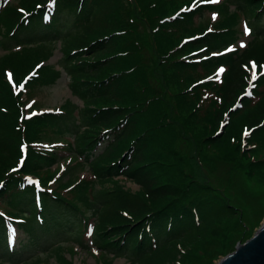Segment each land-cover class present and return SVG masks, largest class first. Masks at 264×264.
Listing matches in <instances>:
<instances>
[{
	"label": "trees",
	"instance_id": "obj_1",
	"mask_svg": "<svg viewBox=\"0 0 264 264\" xmlns=\"http://www.w3.org/2000/svg\"><path fill=\"white\" fill-rule=\"evenodd\" d=\"M49 1L0 0V44L4 38L19 46L3 45L0 55V203L6 204L0 209L26 233L25 250L51 244L57 251L70 238L85 245L83 235L90 233L103 258L213 264L248 239L264 217V72L252 95L243 93L250 62L258 69L264 63V26L244 48L222 50L235 43L240 15L264 16V0H238L229 14L221 3L211 24L194 18L215 5L176 13L186 0H52L54 12L43 22ZM56 42L57 65L82 106L75 116L67 101L59 113L26 117L27 98L6 71L18 82L49 59ZM59 75L45 63L26 81V91L49 86ZM243 128L248 135L241 136ZM58 134L64 139L59 150L34 145ZM20 143L27 145L21 162ZM63 151L111 187L100 197L95 190V199L91 180L50 188V167ZM230 166L239 181L220 184L224 176L217 170L232 177ZM27 174L38 177L39 189ZM35 191L43 202L41 221ZM82 205L92 208L90 216ZM5 216L0 211V247L18 258L24 249L5 251ZM56 262L74 264L60 253Z\"/></svg>",
	"mask_w": 264,
	"mask_h": 264
},
{
	"label": "rangeland",
	"instance_id": "obj_2",
	"mask_svg": "<svg viewBox=\"0 0 264 264\" xmlns=\"http://www.w3.org/2000/svg\"><path fill=\"white\" fill-rule=\"evenodd\" d=\"M186 1H190V0H186ZM192 1V0H191ZM196 1V0H195ZM212 2V0H211ZM238 0H218V2H214L213 4H215L216 9L214 10H205L204 12H202V14L195 16L194 21L195 23L197 22H206L208 24L213 23L216 19H217V8L220 7L219 5H217L218 3H222L224 4V6L227 9V13L229 14L231 11H233L234 7L237 5ZM196 2L192 3V7L193 9L197 8V3ZM183 5H181L180 7H182ZM184 8V7H182ZM178 11V9H177ZM215 15V19H213V16ZM238 41H237V45H242L244 46L245 42H249L250 39L252 38L251 35L252 34H256V33H262V27L264 26V16H262L259 19L256 18H252V16L250 15H246V17L240 15L239 19H238ZM245 25L251 29L250 33L248 35H245L244 33V28ZM40 30V29H39ZM39 30H36L34 33L38 34ZM32 32V31H30ZM19 34H21L19 32ZM23 34V33H22ZM21 34V35H22ZM0 39H1V35H0ZM36 40V39H35ZM2 43L4 46H12L14 49L17 48V46L12 43V41L9 40L6 41L4 38H2ZM34 38L33 40H31L30 43L34 44ZM181 41L183 42V38H181ZM37 42V40L35 41V43ZM59 43V42H58ZM58 43L56 42L55 46H53V50H52V55L49 57V59H47L45 62L43 61V64H52L55 68L60 70V75L58 76V78L56 79V81L49 85V86H42L40 88L36 87L35 89H32L30 92L32 93L30 99L31 102L35 101V105L33 106V109H31V114L34 112H43L46 110H57L58 108H61V105H63L65 102H71L72 104H74V106L72 107L73 111L71 113H73V115H77L78 113V108L82 106V101L81 99H79L78 97L72 95L70 93V90L68 88V84L70 83V79L68 74L63 71V69L58 68L57 63H60L59 59L61 57V51L59 50V46ZM13 44V45H12ZM3 45L0 44V54L3 53V51H5L6 49L4 48L3 50ZM60 45V43H59ZM62 62V60H61ZM253 61L250 62V68L249 72H251L253 74L254 70H253ZM251 69V70H250ZM28 93H26L27 96ZM39 102V103H37ZM30 111H28L27 113H30ZM227 120H223L221 121L219 124L220 126H222L223 124H225ZM60 124H62V122H60ZM68 124V123H67ZM249 134V129L248 128H243L241 130V136L242 135H248ZM57 138H49V137H45L43 139L42 143H53V142H64V139L62 137V134H58L56 136ZM193 141V140H192ZM194 142V141H193ZM54 149H61V148H57L59 143L54 145ZM51 146V145H50ZM60 147V145H59ZM61 158L56 164H53L50 169L53 170L54 172V178L52 181L48 182V186L50 188L55 187L57 185H70L73 182H79L81 179H83V181H90L91 184V190H92V194H93V198L95 199L94 193L96 190V195L98 197H100L102 191L108 189L110 186V184L108 182H102V181H98V179H93L92 177H89V172H88V166H81L79 164L76 163V161L74 159H72L70 157V155H68L67 153H65L64 151L60 153ZM217 169H221L219 167V164L217 165L215 163ZM228 169L231 171V173L234 175L232 177H230L229 174H226L220 170H217V173H221L224 177L219 176V182L220 184L222 183H226L228 180H232L234 181H239V174L233 169V166L228 167ZM30 174H27L26 176L29 177ZM114 179H119L120 182H122L126 188L131 189V190H135L138 188V186L132 182H130L129 180L123 179L121 177H114ZM83 181L81 183H83ZM217 184L219 183L218 180H216ZM235 183V182H234ZM241 184L239 185V191L241 192V188L240 186L244 185L243 182L240 181ZM90 190V189H89ZM91 190H90V194H91ZM242 193V192H241ZM241 196H243L242 194H240ZM96 196V199H97ZM40 198V196H39ZM34 203L36 205L37 202H39L40 204H43L42 199H36V196L34 195L33 197ZM0 206L2 207H6V204L4 203H0ZM83 208V213L86 216H90L92 214V208H90L89 206L86 208H84V205H82ZM41 213V217H43V213L42 211ZM48 217V215H47ZM264 222V217L261 219V221L259 222V225L257 227L254 228L253 233L256 231V229L261 225V223ZM89 228V230H91V222L89 223V225L87 226ZM81 228H79V230L77 232L80 233ZM5 233H7V231H5ZM26 233L23 232H19V234H17V238L15 239V244L13 246V249L18 250L19 249H24L23 250V254H21L20 257L16 258V256L11 257L10 255L5 254V252H3V248L0 247V259L2 260V262L4 261V264H31L32 263V259H42L43 261H45V264H58L56 262V255L57 254H63L64 256H66L68 259H71L72 262L74 264H106L105 262L107 261L109 264H128L127 261H125L123 255H115L114 257H112L111 253L106 254L105 253V258L100 257L99 256V252H98V248L95 245L94 242V238H93V234L89 236V234L87 235H83V239L85 241V245H82L81 242H76V240H74L73 238H70L69 240H65L64 241H60L62 244V247L59 248L57 251L55 249H53L52 251V247L51 244L48 247H44L42 248L43 250H37L34 248L35 245H29L28 248H26L24 246V241L27 239L26 237ZM5 251L10 254L9 248H8V242L6 240V234H5ZM236 245V244H235ZM73 249V251H71L70 249ZM2 251V252H1ZM33 252H38L37 256H34V254H32ZM57 252V253H56ZM180 257L179 255L177 256V258ZM58 258V256H57ZM218 261V259L214 260L213 264H215ZM1 262V261H0ZM44 264V263H43ZM164 264H172L171 260L166 261ZM174 264V262H173Z\"/></svg>",
	"mask_w": 264,
	"mask_h": 264
},
{
	"label": "water",
	"instance_id": "obj_3",
	"mask_svg": "<svg viewBox=\"0 0 264 264\" xmlns=\"http://www.w3.org/2000/svg\"><path fill=\"white\" fill-rule=\"evenodd\" d=\"M215 264H264V222L248 239L237 242L234 249Z\"/></svg>",
	"mask_w": 264,
	"mask_h": 264
},
{
	"label": "snow or ice",
	"instance_id": "obj_4",
	"mask_svg": "<svg viewBox=\"0 0 264 264\" xmlns=\"http://www.w3.org/2000/svg\"><path fill=\"white\" fill-rule=\"evenodd\" d=\"M212 2H218V0H212ZM213 19H215V15L213 16ZM209 31H211V29H209ZM244 33L245 35H248L250 33V29H248V27L245 25L244 28ZM243 47V44L241 45ZM255 64L253 65V70H254V78H255ZM220 71H223V69H221ZM9 79H11V74H9ZM22 87V85H21Z\"/></svg>",
	"mask_w": 264,
	"mask_h": 264
}]
</instances>
